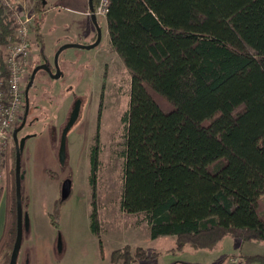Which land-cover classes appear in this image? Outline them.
<instances>
[{
	"label": "trees",
	"instance_id": "trees-1",
	"mask_svg": "<svg viewBox=\"0 0 264 264\" xmlns=\"http://www.w3.org/2000/svg\"><path fill=\"white\" fill-rule=\"evenodd\" d=\"M30 2L37 11L44 1ZM107 9L109 46L131 78L121 210L143 213L152 239L174 236L176 256L226 238L264 242V0H108ZM30 28L39 38V22ZM15 39L0 5V48ZM97 157L96 145L92 185ZM5 196L0 256L16 236L15 173ZM91 229L99 233L94 201ZM122 251L111 261L160 256ZM228 258L264 264V255L244 253L215 264Z\"/></svg>",
	"mask_w": 264,
	"mask_h": 264
},
{
	"label": "rangeland",
	"instance_id": "rangeland-1",
	"mask_svg": "<svg viewBox=\"0 0 264 264\" xmlns=\"http://www.w3.org/2000/svg\"><path fill=\"white\" fill-rule=\"evenodd\" d=\"M43 1L46 3L34 11L30 0H26L35 14L32 26L39 22V38L30 31V62L13 129L18 127L24 114V91L33 67L44 62L52 65L60 45L77 41L75 36L65 35L61 26L63 22H70L75 14L69 11L80 10L86 0ZM96 16L102 33L99 46L64 49L58 57L61 76L53 79L40 70L28 91L27 120L17 133L18 139L27 136L20 170L24 176L22 210L28 215V229L22 231L16 264H120L121 261H111V254L114 251L122 253L125 245L132 250L142 246L148 255L160 252L154 259L134 264H215L228 254L264 255V242L245 241L236 245L231 238L210 252L185 248L176 256L168 251L174 246V236L152 239L143 213L121 210L125 134L122 117L129 106L131 78L109 46L105 17ZM9 44L0 48L2 55ZM2 89L6 90L5 83ZM76 100H80L79 115L67 132L62 165L58 158L60 137ZM96 145L97 169L92 185L91 154ZM13 148L11 135L1 165L0 187H4V196L12 191L14 183ZM66 179L71 181L70 194L60 202L61 185ZM93 201L98 234L91 229ZM10 253L11 249L4 250L0 264H8ZM229 261L231 258L222 264Z\"/></svg>",
	"mask_w": 264,
	"mask_h": 264
},
{
	"label": "built area",
	"instance_id": "built-area-1",
	"mask_svg": "<svg viewBox=\"0 0 264 264\" xmlns=\"http://www.w3.org/2000/svg\"><path fill=\"white\" fill-rule=\"evenodd\" d=\"M26 0H0V5L9 11L16 32V39L10 41L8 50L0 57V178L3 156L9 146L14 124L23 100L22 83L30 62V27L34 13ZM32 4V3H31ZM30 5V4H29ZM108 0H100L95 13L105 17ZM4 83L6 90H3ZM3 191V192H2ZM4 187H0V194Z\"/></svg>",
	"mask_w": 264,
	"mask_h": 264
},
{
	"label": "water",
	"instance_id": "water-1",
	"mask_svg": "<svg viewBox=\"0 0 264 264\" xmlns=\"http://www.w3.org/2000/svg\"><path fill=\"white\" fill-rule=\"evenodd\" d=\"M90 4V10L92 12V17L95 21L96 19V14L94 12L93 6H92V0H88ZM101 34L99 30L98 37L96 41L92 44H79V43H64L60 45L57 50L55 51L54 54V61H53V66L55 68V71L53 72L48 63L44 62L42 64H37L36 66L33 67L27 85L25 87L24 91V100H25V110L24 114L22 117V120L18 127L13 129L12 131V138L14 142V147H15V165H14V171H15V196H16V215H17V225H16V236H15V241L10 253V258L8 264H16L17 263V257L21 245V239H22V231L23 229H28V215L27 213L23 212L22 210V197H21V181L23 179V174L21 173L20 170V159H21V153L24 147L25 140L27 136H23L20 139L17 137V133L24 127L26 120H27V115L29 111V101H28V91L29 88L32 86L33 81L35 79L36 73L40 70H44L46 73L50 75L51 78L57 79L61 76V70L59 69L58 65V57L60 53L66 49V48H93L95 47L99 42H100ZM79 110H80V100H76L74 107L70 113L69 119L65 127L63 128V131L61 133L60 137V142H59V149H58V158L60 164H64L65 162V142H66V135L68 130L72 127V125L75 123L76 119L78 118L79 115ZM70 185L71 181L70 179H66L62 182L61 185V198L64 199L70 194ZM60 244V240H59Z\"/></svg>",
	"mask_w": 264,
	"mask_h": 264
},
{
	"label": "flooded vegetation",
	"instance_id": "flooded-vegetation-1",
	"mask_svg": "<svg viewBox=\"0 0 264 264\" xmlns=\"http://www.w3.org/2000/svg\"><path fill=\"white\" fill-rule=\"evenodd\" d=\"M94 4H95L94 0H92V6L95 12ZM73 11H69L75 13L72 15V18L70 19V22L72 24L70 22L68 23L63 22L61 26L62 28L60 27L61 31H63L64 33L66 32L65 35H71L77 38V41H70L67 43H79L83 45L92 44L96 41L100 30V34H101L100 42L95 47L90 49L97 48L102 40L101 27L100 24L98 23L97 16L95 21L92 17V12L90 10V4L88 0H86L85 3L82 4L80 10H73ZM80 49H87V48H80ZM48 65L54 72L55 68L53 66V63L52 65L48 63Z\"/></svg>",
	"mask_w": 264,
	"mask_h": 264
},
{
	"label": "crops",
	"instance_id": "crops-1",
	"mask_svg": "<svg viewBox=\"0 0 264 264\" xmlns=\"http://www.w3.org/2000/svg\"><path fill=\"white\" fill-rule=\"evenodd\" d=\"M46 2H43V4H45ZM6 206V202H5V196H4V193H1L0 194V237L2 235V232H3V228H4V222H5V207ZM226 240H231V238H226L224 239L219 245L217 248H220V246H223V243L226 241ZM233 242L234 244H241V241L240 240H237V239H233ZM233 244V243H232ZM197 251H200V250H197ZM208 252V251H207ZM210 252V251H209ZM174 261V260H173ZM179 263H181L180 261H178ZM177 262V263H178Z\"/></svg>",
	"mask_w": 264,
	"mask_h": 264
}]
</instances>
